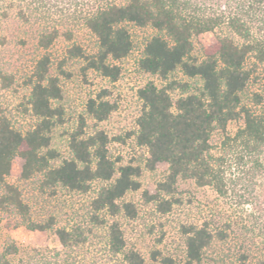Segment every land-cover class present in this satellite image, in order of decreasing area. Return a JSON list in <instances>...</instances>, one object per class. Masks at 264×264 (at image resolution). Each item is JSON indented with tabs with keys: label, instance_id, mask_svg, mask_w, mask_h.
I'll list each match as a JSON object with an SVG mask.
<instances>
[{
	"label": "trees",
	"instance_id": "16d2710c",
	"mask_svg": "<svg viewBox=\"0 0 264 264\" xmlns=\"http://www.w3.org/2000/svg\"><path fill=\"white\" fill-rule=\"evenodd\" d=\"M222 1L96 0L84 15L68 12L60 18L49 0H0V17L43 25L37 46L45 52L25 81L29 93L23 112L33 120L29 127H17L0 103V221L8 230L23 226L32 231L55 230L62 246L23 250L9 240L0 251V264H82L83 248L89 242L81 227L60 225L54 216L45 222L33 219L23 189L8 181L18 157L23 160L21 181L35 185L42 194L56 195L65 188L85 195L95 182H102L90 203L91 219L107 226L108 255L123 264H147L141 253L127 248L120 224L107 220L121 213L136 218L135 205L124 198L140 190L142 167L118 166L109 154V136L104 131L88 135L84 118L69 136L68 158L53 148V132L64 124L65 112L59 105L64 91L48 51L60 35H74L73 29L65 27L70 23H81L97 40L91 55L80 47L70 53L83 57L87 69L112 81L121 75L117 62L136 47L128 25L156 32L146 41L138 64L143 73L164 85L150 81L138 91L143 110L135 135L149 155L146 170L169 165L155 192L145 193L161 213L171 211L180 180L194 181L227 199L247 178L254 182L264 178V94L254 92L250 101H244L252 85L264 83V0H236L234 5L231 0L221 5ZM217 31L220 36L214 44L197 50L201 35ZM177 71L194 82L171 80ZM1 78L3 89L14 83L13 75L1 74ZM178 90L181 95L175 100L172 92ZM107 94L105 90L87 103L86 112L97 123L117 108L105 99ZM234 122L241 126L230 133ZM184 234L185 259L164 257L160 264H203L215 241L228 238L210 221L186 227ZM236 264H250L248 254H241Z\"/></svg>",
	"mask_w": 264,
	"mask_h": 264
},
{
	"label": "rangeland",
	"instance_id": "374dc122",
	"mask_svg": "<svg viewBox=\"0 0 264 264\" xmlns=\"http://www.w3.org/2000/svg\"><path fill=\"white\" fill-rule=\"evenodd\" d=\"M49 1L50 8L57 11V17L68 12L84 15L96 3V0ZM215 2L210 0L211 4ZM225 3L223 0L221 5ZM233 3L236 0H231ZM42 27L37 22L30 25L0 17V103L17 127H29L33 122L23 112V103L29 93L25 81L35 61L45 53L37 46L38 30ZM65 27L73 29L74 35H60L48 51L53 61V72L60 76L64 91V99L59 103L65 112L64 124L53 132V148L62 157L68 158L69 136L80 127L84 118L88 135L104 131L109 136V154L118 162V166L142 167L140 190L129 192L124 198V201L135 205L136 218L130 219L123 213L115 218L107 217L108 221L120 224L127 248L141 253L147 264H160L164 257L184 260L185 228L199 227L204 221H210L215 229L225 231L228 238L224 242L215 241L203 264H236L243 253L248 254L250 264H264V178L257 182L247 178L227 199L220 198L211 188L198 187L194 181L180 180L172 198L174 205L168 213H161L157 204L149 201L145 195L153 194L169 173V165L166 163L154 172L145 169L149 155L146 148L137 144L135 135L138 130L137 121L143 110L138 91L150 81L159 87L164 85L157 77L143 73L138 64L146 41L156 32L151 28L128 25L136 47L129 57L117 62L121 75L117 81H112L87 69V61L83 57L70 53L74 47H80L85 55L93 54L97 50L94 35L81 23H70ZM219 36V31L201 35L197 40V50L202 45L214 44ZM1 74L14 76L11 87L2 88ZM170 79L192 82L181 71L174 73ZM105 90L108 92L105 99L117 108L106 121L97 123L88 116L87 103ZM254 92L264 94V83L249 88L244 96L246 103ZM180 95L179 90L172 92L175 100ZM239 126L240 122L231 123L229 132L235 133ZM215 142H219V136L215 137ZM22 166L23 160L16 158L8 181L23 189L35 221L45 222L54 216L60 225L81 227L88 233L89 242L83 248L82 264H123L121 260L108 255L107 226H100L91 219L90 203L102 182H95L92 191L85 195L65 188H59L56 195L51 192L42 194L35 185L21 181ZM9 240L15 241L23 250L62 248L55 230L32 231L24 226L8 230L5 222L0 221V251Z\"/></svg>",
	"mask_w": 264,
	"mask_h": 264
}]
</instances>
